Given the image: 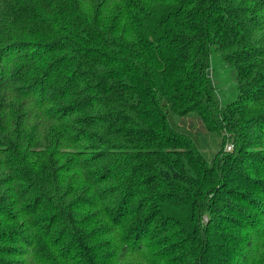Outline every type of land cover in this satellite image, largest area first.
Instances as JSON below:
<instances>
[{
    "label": "trees",
    "instance_id": "trees-1",
    "mask_svg": "<svg viewBox=\"0 0 264 264\" xmlns=\"http://www.w3.org/2000/svg\"><path fill=\"white\" fill-rule=\"evenodd\" d=\"M214 54L236 76L226 105ZM192 114L217 148L211 159L177 122ZM81 145L101 152L89 164L102 167L97 207L111 208L86 238L95 246L73 244L80 256L63 259L55 230L84 241L68 209L93 205L76 195L70 208L57 184L62 169L86 173L64 152ZM257 147L264 0H0V264H264Z\"/></svg>",
    "mask_w": 264,
    "mask_h": 264
},
{
    "label": "rangeland",
    "instance_id": "rangeland-1",
    "mask_svg": "<svg viewBox=\"0 0 264 264\" xmlns=\"http://www.w3.org/2000/svg\"><path fill=\"white\" fill-rule=\"evenodd\" d=\"M25 45H26V49L28 50L27 52H37L39 50V42L31 39V38H27L25 37L24 39ZM53 59L52 56H48L46 57L40 64L39 67L37 68V70H40V72H42L43 70H45V68H47V65L49 64V62ZM20 65V63H17V67ZM210 75L213 76V78L216 81V86L218 89V93L220 95L221 101L224 105L235 101V99L237 98V85H236V76H235V72L233 71L232 68H230V66H228L226 63H224L222 61V59L217 55L214 54L213 55V61H212V69L210 70ZM36 78L39 79L40 78V73H38L36 75ZM195 115H189L188 117L185 118H181L178 119L177 122H179L180 124H182L183 126L187 127V129H189V131H193L196 135H198L199 137V141L200 144L203 148V151L205 153V155L207 156L208 159H211L212 156L215 154V152L217 151L216 146H214V142L213 139L211 138L210 135L207 134L204 125L202 124V122L195 118ZM41 137V131L39 129H37L35 131V139L34 141H38V139H36L37 137ZM43 147H37L35 150V152H43L45 150H42ZM87 146L85 145H81L80 147H72L69 149H66L64 152H66V154H71V156L68 158L69 162H74L76 160H81L82 164L84 166L87 167V170L85 171L86 173H81L78 174L75 173L74 175H70L67 174L65 175V170L62 169L61 173L59 174V176H57L58 178V182L57 184L67 193V197L65 198V201H67V203H69L70 208L72 206L75 205V198L74 196L77 195V197H81L82 200L84 201H88L89 203L93 204L92 207L89 208H83L81 211H78L79 209H76V211H78V213H75L73 211H69L68 212L70 214V212H72V216L76 219L74 225V229L75 232L77 233V235L83 239L84 241H77L79 239L76 240V242H74V240L67 236L66 234H68V232L70 233L71 229L69 228V225L58 228L57 232L55 230L54 233V238L56 237L58 239V248H59V252L60 255L58 258H67L71 257V258H78L77 256H80V252H76V251H71V248L73 246V244H82L84 242H86V244L84 243V245H86L87 247L90 246H95L93 245L91 242L89 243L88 240L86 238L92 239L93 234L96 236H98L97 232V223L100 217H104V214L106 213L107 207L111 208V204L107 205V207L104 208H100L97 207V205L101 202L100 200V196L99 195V190L101 187H99V185H97V182L99 181V177L98 173L102 171V167L100 165V163L96 164V165H91L93 163L98 162V160H100V154L101 152H98V149H91L88 150ZM61 150V149H60ZM253 151H259V153H264V147H257L255 149H253ZM84 152H92V154L90 155V158L87 162L83 163V157L81 156L82 153ZM97 152V153H96ZM93 156V157H91ZM91 162V164H89ZM88 163V164H87ZM41 168V167H38ZM86 174V175H84ZM259 177L264 179V173L260 174ZM66 178L65 183H61L63 179ZM90 188H87L89 187ZM106 185H103L102 187H104ZM98 192V195L94 194V192ZM74 194V195H70L69 194ZM238 203V202H237ZM60 202H56V204L54 203V205H59ZM54 206V208H55ZM63 206V205H62ZM83 206V205H82ZM78 207V205H77ZM48 207L46 208V211L48 210V214L50 216H52V218H56V214L54 213V209H53V205H52V210L48 209ZM81 208V207H80ZM209 218L206 217V219ZM225 218L227 220L233 221L235 220L236 222L238 221L239 223H241V220L236 217V216H227L225 215ZM107 227L108 229L112 228L113 229V225L110 223L109 220L106 221ZM77 225H80L81 227H79V229L77 228ZM63 226V225H61ZM234 227V225H232ZM101 228V227H99ZM103 230V229H102ZM94 232V233H93ZM235 232H239V227H235ZM117 233V232H116ZM71 234V233H70ZM74 238V236H73ZM114 235H109V237H107L106 239H99V241L97 242L98 244L100 243L101 240H103L105 242V240H108V242H113L114 240ZM90 246H89V245ZM99 250V249H98ZM98 254V253H97ZM102 254V253H101ZM99 256H102L100 254H98Z\"/></svg>",
    "mask_w": 264,
    "mask_h": 264
},
{
    "label": "built area",
    "instance_id": "built-area-1",
    "mask_svg": "<svg viewBox=\"0 0 264 264\" xmlns=\"http://www.w3.org/2000/svg\"><path fill=\"white\" fill-rule=\"evenodd\" d=\"M233 150V145H231V144H229L228 146H227V151H232Z\"/></svg>",
    "mask_w": 264,
    "mask_h": 264
},
{
    "label": "crops",
    "instance_id": "crops-1",
    "mask_svg": "<svg viewBox=\"0 0 264 264\" xmlns=\"http://www.w3.org/2000/svg\"><path fill=\"white\" fill-rule=\"evenodd\" d=\"M182 125V124H181ZM183 126V125H182ZM187 128V127H186Z\"/></svg>",
    "mask_w": 264,
    "mask_h": 264
}]
</instances>
